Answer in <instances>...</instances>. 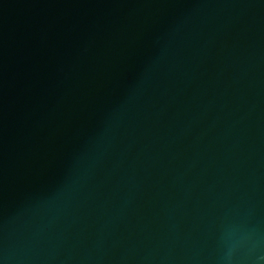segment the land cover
I'll return each mask as SVG.
<instances>
[{"label": "water", "instance_id": "water-1", "mask_svg": "<svg viewBox=\"0 0 264 264\" xmlns=\"http://www.w3.org/2000/svg\"><path fill=\"white\" fill-rule=\"evenodd\" d=\"M0 264H264V0H0Z\"/></svg>", "mask_w": 264, "mask_h": 264}]
</instances>
